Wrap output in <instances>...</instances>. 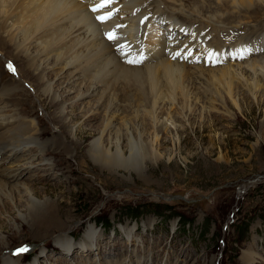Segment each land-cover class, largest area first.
Here are the masks:
<instances>
[{"label": "rangeland", "instance_id": "obj_1", "mask_svg": "<svg viewBox=\"0 0 264 264\" xmlns=\"http://www.w3.org/2000/svg\"><path fill=\"white\" fill-rule=\"evenodd\" d=\"M183 3L194 7L196 15L205 13V19L215 12L210 2L203 0ZM233 16L246 20L244 26L249 30L261 31L264 4L257 10L234 12ZM202 17L199 19L204 21ZM227 24L232 27L237 22ZM0 50V79L19 83L8 98L24 102L17 106L9 102L6 109L12 107L35 122L38 119L48 135L81 142L86 161L81 169L72 165L79 169L72 174L69 169L55 168L56 178L49 179L34 157L35 165L17 178L22 185L13 192L7 189L10 195H4L6 190L0 192V253L2 244L6 246L0 258L26 254L22 264H124L139 257V264H245L243 254L249 251L255 253L257 264H264V86L255 96L245 89L237 90L239 107L231 105L223 93V104H214L216 108L209 100L194 103L197 108L192 113H180L178 107H172L157 144L150 119L142 113L140 124L142 120L149 124L141 129V141L152 139L157 152L147 154L142 165L101 166L87 152L104 120L100 111L92 126L84 123L93 99H76V91L64 93L58 78L52 76L57 82L54 89L63 100L64 120L70 122L74 134L63 130L53 121L60 108L41 95L38 81L27 77L25 63L19 61V65H12L15 71L9 70L14 48L0 43ZM80 127L82 131L75 134ZM20 154L21 159L27 156L24 149ZM74 154L75 149L70 155L73 164ZM4 155L0 153V158ZM60 158L53 157L54 162ZM77 178L80 181H74ZM34 192L39 193V201L64 202L59 213L70 227L68 238L73 251L68 253L57 245L56 230H49L48 237L41 230L40 237L34 239L38 226L33 224L27 207ZM90 224L96 238L91 249L83 251L80 247L89 237L86 231ZM129 229L132 233L128 236ZM25 245L28 251L18 254L17 249Z\"/></svg>", "mask_w": 264, "mask_h": 264}, {"label": "bare ground", "instance_id": "obj_2", "mask_svg": "<svg viewBox=\"0 0 264 264\" xmlns=\"http://www.w3.org/2000/svg\"><path fill=\"white\" fill-rule=\"evenodd\" d=\"M185 1L188 0H113L119 10L113 11L107 22L99 23L94 18L101 10L108 8L109 3L107 7L103 3L88 7L91 0H0V43L15 50L14 59L8 57L10 65L24 62L28 71L27 77L38 81L37 87L42 88L41 95L50 98L52 106L60 108L53 121L60 123L63 130L74 134L70 122L64 120V110L62 112L61 109L63 100L59 99L57 90L54 89L58 81L64 93L76 91V99H93L90 110L84 115V123L92 126L91 122L103 111L104 120L100 132L90 141L87 149L95 164L109 167L142 165L147 154L157 152L153 140L156 144L159 143L158 133L166 129L165 116L170 115L172 107H178L180 113H192L197 108L195 104L209 100L216 108L214 104H223L222 93L229 98L231 105L239 107L240 104L236 100L237 90L242 88L255 96L264 86V55H261L264 51L260 54L262 57L256 56L252 61H244L250 51L244 40L231 44L227 51L236 58L244 49L243 61L236 59L233 61L236 62L235 65L232 62L228 66L204 67L193 62L190 64L172 59L164 48V37L160 36L163 34L159 32L163 27L161 18L155 19L151 27L147 26L148 20L140 24L141 17L149 12L163 15L169 25L173 22L195 23L193 18L196 16L192 14L198 11L189 3H183ZM203 1L210 2V8L215 9L212 17L208 19H205L206 14L202 13L204 21L199 24L200 29L210 26V31L214 32V37L210 40L211 45L218 44L217 36L221 28L228 26L227 23L237 22L232 26L246 23V20H237L233 16L234 12L257 10L264 4V0ZM93 7L99 10L93 12ZM117 24H120L123 32L122 39L117 43L127 40L132 51L135 42L147 32L144 47L154 52L147 54L142 63L123 64L120 61L124 58L122 52L115 48V43L107 41L103 36L108 27L115 29ZM224 24L227 26H222ZM262 25L261 31L264 29V24ZM258 31L259 29H254L249 32L251 38H263L264 36H260L262 32L258 34ZM152 38L157 39L156 44ZM19 73L21 77L25 76L20 68ZM52 76L58 78L57 82L53 81ZM18 86L19 83L15 80L6 82L0 79V153L5 152L4 157L0 158V192L6 190L4 195L10 193L7 189L11 188L12 191L22 185L17 178L35 165L34 157L38 158L36 165L41 166L39 169L43 170V174L49 179L56 178L55 168L62 171L69 169L72 174L78 172V167L81 169L86 165L84 154L80 150L81 142L70 141L68 136L63 138L48 135L49 132L41 128L38 119L35 122L31 118L21 116L22 113L12 107L10 110L6 109L10 107L9 102H12L11 106L24 104L21 100L11 101L8 98ZM80 103L82 105L83 101ZM226 103L230 106L228 100ZM32 112L29 110V113ZM142 113L149 117L153 126L154 139L148 142L141 141L140 137L142 127L149 124L145 120L140 124ZM79 130L82 131L81 127L75 134ZM133 134L138 136V140H135ZM23 149L27 156H22L21 159L20 151ZM74 149L73 164L70 163V155ZM18 156L19 161L16 159ZM60 156L62 158L54 162L53 157ZM75 164L78 165L77 168L72 167ZM74 181L80 180L77 178ZM33 195L34 197L28 198L27 207L33 216V224L38 226L37 230L35 228L34 239L40 237L38 232L41 230L46 233V237L50 231L56 230L57 245L68 253L73 251L68 238L70 227L65 225L59 213V207L64 202H42L37 199L39 193L34 192ZM127 232L128 236L131 235L132 229ZM86 233L89 236L87 241L79 246L83 251L90 250L96 238L92 225ZM2 245L4 250L6 246ZM25 258L26 254L17 257L5 255L0 258V264H22ZM243 259L245 264H257L253 252H244ZM136 262L140 263V257ZM136 262L129 260L124 264Z\"/></svg>", "mask_w": 264, "mask_h": 264}, {"label": "snow or ice", "instance_id": "obj_3", "mask_svg": "<svg viewBox=\"0 0 264 264\" xmlns=\"http://www.w3.org/2000/svg\"><path fill=\"white\" fill-rule=\"evenodd\" d=\"M110 2H112V0H102V3L104 4L105 7H107V4L110 3ZM98 10H99V9L96 8V7H93V8H92V11H93V12H96V11H98ZM97 19H102V18L98 16ZM106 38H107L109 41L113 42V43H117L118 40H119L118 35H116V34H114V33H108ZM124 47H126V45H120V44L117 43V49L120 50V51L122 52V54H124V55H126V56H127V55H130V53H123L122 50H123ZM178 55H180V52H179V51H177V52L175 53V55H174L173 58H175V57L178 56ZM127 62H128V63H134V62H137V61H135L134 59H132V60H128ZM140 62H142V61H140ZM8 68H9V70H11V71H15L14 67H13L12 65H10V64L8 65ZM27 251H28V249H27L26 246L17 249V253H18V254H19V253H24V252H27Z\"/></svg>", "mask_w": 264, "mask_h": 264}]
</instances>
